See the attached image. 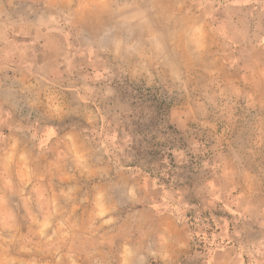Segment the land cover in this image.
Instances as JSON below:
<instances>
[{
    "label": "rangeland",
    "instance_id": "1",
    "mask_svg": "<svg viewBox=\"0 0 264 264\" xmlns=\"http://www.w3.org/2000/svg\"><path fill=\"white\" fill-rule=\"evenodd\" d=\"M0 264H264V0H0Z\"/></svg>",
    "mask_w": 264,
    "mask_h": 264
}]
</instances>
